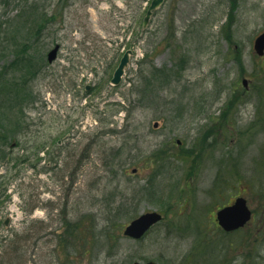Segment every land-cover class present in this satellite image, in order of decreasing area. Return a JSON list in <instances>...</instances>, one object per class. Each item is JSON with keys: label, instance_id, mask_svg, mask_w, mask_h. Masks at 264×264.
Here are the masks:
<instances>
[{"label": "rangeland", "instance_id": "obj_1", "mask_svg": "<svg viewBox=\"0 0 264 264\" xmlns=\"http://www.w3.org/2000/svg\"><path fill=\"white\" fill-rule=\"evenodd\" d=\"M150 2L0 0V116L14 131L0 264L12 239L13 264H264V0H165L143 28ZM25 55L27 84L3 97ZM237 195L254 216L226 232L215 212ZM152 210L165 219L149 234L123 235Z\"/></svg>", "mask_w": 264, "mask_h": 264}, {"label": "water", "instance_id": "obj_2", "mask_svg": "<svg viewBox=\"0 0 264 264\" xmlns=\"http://www.w3.org/2000/svg\"><path fill=\"white\" fill-rule=\"evenodd\" d=\"M164 0H152L151 5L148 8L147 15L144 19L145 25L148 23L154 9L158 8ZM255 51L259 55H264V31L260 33L254 42ZM59 45H56L48 54V59L52 62L58 53ZM132 50L125 52L121 59V62L114 72L112 82L119 84L124 73V69L127 66L130 53ZM244 84L247 83L246 79L243 80ZM155 126L158 125L156 122ZM180 142V140H178ZM15 142L13 143V145ZM252 212L247 204L245 197H238L235 202L231 205L223 207L217 211V219L219 224L227 231L235 230L241 226H244L251 218ZM162 214L158 211H148L140 216L131 220L124 229V234L133 238H141L144 234L157 222L162 219ZM8 222V221H6ZM132 264H158L154 260L150 261H134Z\"/></svg>", "mask_w": 264, "mask_h": 264}, {"label": "trees", "instance_id": "obj_3", "mask_svg": "<svg viewBox=\"0 0 264 264\" xmlns=\"http://www.w3.org/2000/svg\"><path fill=\"white\" fill-rule=\"evenodd\" d=\"M20 59L23 61V64H19L18 67L24 73L23 76L19 78L20 83H18V84L12 83V86L10 88H8L7 87V81H5V79L3 78L2 79L3 86H4V88H6V89H4V94H3L4 96L3 97L9 96L10 93L13 90L16 91L15 88H21L22 85H24V84L26 85L27 83L24 81V79H25L26 76H29L32 73V71H33V64L29 61V56H27V55L21 56ZM16 62H13V63H16ZM260 69L264 70V64L260 65ZM24 91L25 90H23V93H22L20 98L24 99V98L27 97V93H25ZM261 105H262V107L264 109V99H262ZM5 121H6L5 118L0 116V157L1 158H5L7 156L6 148L2 147V145L6 144L7 140L9 139V137L14 134V131H13V133H8V132H10L9 131L10 129H8L7 124L5 123ZM20 122H21L20 120H18L17 122H14V125H15L14 127H17L20 124ZM253 124H259V123L253 122ZM4 134H6V135H4ZM163 150H165V149L163 148ZM156 156H157V161H159V162H161V161L163 162V161H165L168 158V154H166V153H157V154H155L153 152V157H156ZM75 228L76 227H73L72 229H75ZM11 242H13V244L10 245V249H8L7 251H4V253L5 252L6 253L5 254L3 253L4 255L1 256L2 258H5L2 264H13L14 251H15L13 245L15 243V239H12Z\"/></svg>", "mask_w": 264, "mask_h": 264}]
</instances>
